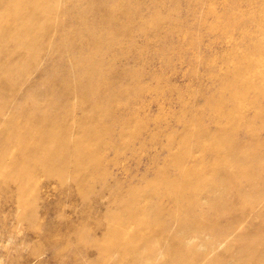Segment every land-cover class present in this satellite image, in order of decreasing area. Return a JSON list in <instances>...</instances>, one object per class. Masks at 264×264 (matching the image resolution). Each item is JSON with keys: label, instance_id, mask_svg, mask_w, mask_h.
Masks as SVG:
<instances>
[{"label": "rangeland", "instance_id": "374dc122", "mask_svg": "<svg viewBox=\"0 0 264 264\" xmlns=\"http://www.w3.org/2000/svg\"><path fill=\"white\" fill-rule=\"evenodd\" d=\"M0 264H264V0H0Z\"/></svg>", "mask_w": 264, "mask_h": 264}, {"label": "bare ground", "instance_id": "6f19581e", "mask_svg": "<svg viewBox=\"0 0 264 264\" xmlns=\"http://www.w3.org/2000/svg\"><path fill=\"white\" fill-rule=\"evenodd\" d=\"M193 233V237H194V233H195V237L197 238V233L196 232H191V234ZM181 244H182V247H185L186 245H187V241H186V239H185V237L184 238H181ZM190 253V252H189ZM190 255H191V257H192V255H194V252H191L190 253Z\"/></svg>", "mask_w": 264, "mask_h": 264}]
</instances>
